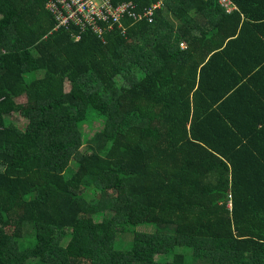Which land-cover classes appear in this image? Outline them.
<instances>
[{
    "label": "trees",
    "instance_id": "16d2710c",
    "mask_svg": "<svg viewBox=\"0 0 264 264\" xmlns=\"http://www.w3.org/2000/svg\"><path fill=\"white\" fill-rule=\"evenodd\" d=\"M49 1L0 0V264H264V151L229 113L264 0H133L155 21L102 35Z\"/></svg>",
    "mask_w": 264,
    "mask_h": 264
},
{
    "label": "built area",
    "instance_id": "2783aa9c",
    "mask_svg": "<svg viewBox=\"0 0 264 264\" xmlns=\"http://www.w3.org/2000/svg\"><path fill=\"white\" fill-rule=\"evenodd\" d=\"M228 11L233 9L230 0H221ZM161 2L151 5L139 11L137 3L126 0L113 3L112 0H50L47 7L51 10L57 21L56 28L69 27L71 25L83 31L87 28L103 34L105 29H112L114 25L126 32L123 20L131 17L135 20H144L152 23ZM80 33V32H79ZM80 38V34L77 35Z\"/></svg>",
    "mask_w": 264,
    "mask_h": 264
},
{
    "label": "crops",
    "instance_id": "0c3cea01",
    "mask_svg": "<svg viewBox=\"0 0 264 264\" xmlns=\"http://www.w3.org/2000/svg\"><path fill=\"white\" fill-rule=\"evenodd\" d=\"M182 46L185 47V44ZM262 56L264 48L253 50L245 64L238 69L248 71V74L229 101V113L234 119L246 121L247 127L251 123L257 125L256 131H250L251 146L255 152L257 148L264 151V64H256Z\"/></svg>",
    "mask_w": 264,
    "mask_h": 264
},
{
    "label": "rangeland",
    "instance_id": "374dc122",
    "mask_svg": "<svg viewBox=\"0 0 264 264\" xmlns=\"http://www.w3.org/2000/svg\"><path fill=\"white\" fill-rule=\"evenodd\" d=\"M19 101L23 100L22 97L18 98ZM9 118L11 120H13L15 123H17L18 125H20L21 127H25L26 124H27V118L23 117L22 115H20L19 113L15 112L13 114H11L9 116ZM90 122V121H88ZM98 127H101V119H96L95 122H93L91 124L90 123H87V124H83L82 125V130L84 131L85 135L89 136L93 133L94 131V128L97 129ZM72 170H75V163H71L70 167H69V171H72ZM73 172V171H72ZM157 225L155 224H140L138 226H135V227H130L131 228V232H135V231H154L157 229ZM130 239V237H129ZM128 239V240H129ZM117 247L122 249V250H125V249H128L130 247V242L127 241V240H120L119 239V236H118V240H117ZM170 259L169 261L173 258V256H169Z\"/></svg>",
    "mask_w": 264,
    "mask_h": 264
}]
</instances>
